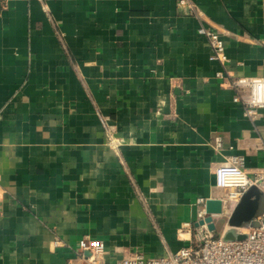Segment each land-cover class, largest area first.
Returning <instances> with one entry per match:
<instances>
[{
  "label": "crops",
  "instance_id": "obj_1",
  "mask_svg": "<svg viewBox=\"0 0 264 264\" xmlns=\"http://www.w3.org/2000/svg\"><path fill=\"white\" fill-rule=\"evenodd\" d=\"M179 1L0 0V264H84L87 236L108 262L166 257L209 232L217 167L261 169L264 109L245 116L197 30L264 78V0ZM263 212L252 187L225 225Z\"/></svg>",
  "mask_w": 264,
  "mask_h": 264
},
{
  "label": "built area",
  "instance_id": "obj_2",
  "mask_svg": "<svg viewBox=\"0 0 264 264\" xmlns=\"http://www.w3.org/2000/svg\"><path fill=\"white\" fill-rule=\"evenodd\" d=\"M179 4L185 5L187 2L180 0ZM188 6L195 12L192 5ZM197 32L210 48L209 60L219 65L216 78L228 86L233 101L241 104L245 116L254 119L257 112L264 109V78L231 77L226 71L227 54L220 35L213 28L202 24ZM215 185L227 190L223 210H231L252 187H258L264 194V161L261 169L250 176L243 169L242 159L233 157L228 163L216 168ZM204 218V210L199 211L195 223ZM238 229L246 235L244 240L225 242L220 236L208 232L200 236L195 245L182 247L166 257H146L134 253L115 262H108L104 243L88 236L79 240L77 252L84 264H264V212L247 227Z\"/></svg>",
  "mask_w": 264,
  "mask_h": 264
},
{
  "label": "water",
  "instance_id": "obj_3",
  "mask_svg": "<svg viewBox=\"0 0 264 264\" xmlns=\"http://www.w3.org/2000/svg\"><path fill=\"white\" fill-rule=\"evenodd\" d=\"M223 202L220 199H209L204 204V220H200L195 227H205L209 232L220 236L225 242L241 241L246 238L239 229L226 226V216L223 214Z\"/></svg>",
  "mask_w": 264,
  "mask_h": 264
}]
</instances>
